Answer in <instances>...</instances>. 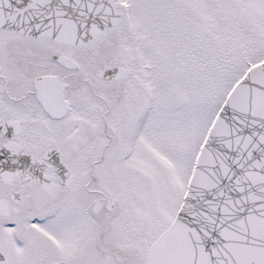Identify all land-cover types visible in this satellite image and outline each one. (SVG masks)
<instances>
[{
  "label": "snow or ice",
  "instance_id": "6c2138e0",
  "mask_svg": "<svg viewBox=\"0 0 264 264\" xmlns=\"http://www.w3.org/2000/svg\"><path fill=\"white\" fill-rule=\"evenodd\" d=\"M0 264H264V0H0Z\"/></svg>",
  "mask_w": 264,
  "mask_h": 264
}]
</instances>
